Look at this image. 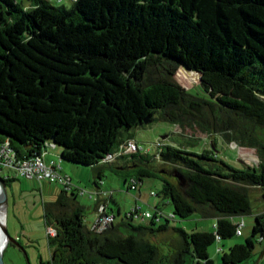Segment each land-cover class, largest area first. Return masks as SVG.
<instances>
[{
    "label": "trees",
    "instance_id": "trees-1",
    "mask_svg": "<svg viewBox=\"0 0 264 264\" xmlns=\"http://www.w3.org/2000/svg\"><path fill=\"white\" fill-rule=\"evenodd\" d=\"M180 66L188 79L199 72L203 88L181 85ZM146 115L195 120L204 132L257 147L258 160L234 166L214 149L162 138L155 153L140 152L130 129L150 122ZM263 129L264 0H0V140L20 157L53 143L62 158L94 168L95 186L103 164L136 166L127 188L142 175L161 179L151 217L121 213L112 194L105 200L112 220L100 229L85 222L76 190L62 186L44 203L55 233L47 234L51 258L39 264H213L208 246L217 234H237L233 217L251 211L249 186L264 196ZM130 139L138 148L115 154ZM154 156L172 168L154 170ZM192 213L215 217L214 230L171 224ZM169 228L179 238L161 240H169L164 251L154 237ZM256 241L264 244V210L222 262L246 260Z\"/></svg>",
    "mask_w": 264,
    "mask_h": 264
},
{
    "label": "rangeland",
    "instance_id": "rangeland-1",
    "mask_svg": "<svg viewBox=\"0 0 264 264\" xmlns=\"http://www.w3.org/2000/svg\"><path fill=\"white\" fill-rule=\"evenodd\" d=\"M55 3H64L69 5L72 0H54ZM187 71H195L186 69ZM198 73V72H197ZM175 79L185 88L198 87L202 89L200 75L195 74L194 79H188L183 75L182 66L178 67ZM208 113H203L206 119ZM196 118V117H195ZM183 125L164 120L162 118H155L143 125H138L130 129L132 138L141 146L140 152L155 153L157 145L155 142L162 138L165 142L178 143L187 140L195 142L189 144L191 149L201 150L202 148L214 149L220 157L234 166H242L245 164H252L258 160L259 153L257 147L243 145L241 142L229 139L230 135L220 131L207 133L202 131L199 124L188 118L184 120ZM246 131L253 132V129L247 128ZM264 131V129H263ZM127 132V130H124ZM253 134H260L257 128ZM187 145V143H185ZM59 159V156H57ZM62 171L69 174L72 179L71 182L77 186L85 188H93L92 180L95 176V170L90 165L73 163L65 158L61 160ZM150 167L161 173L169 170L172 166L168 163H163L157 156H154L150 161ZM0 174L5 176L9 174L12 176L14 171L8 168L0 169ZM138 177L136 166L126 167H111L110 164H103L102 178L104 187H111L113 193L118 199L121 212L129 211V208L136 204L142 208H152L154 202L159 201L160 197L150 194L149 190L158 191L161 185V179L154 172L152 175H142V180L139 181L138 188H127L130 177ZM173 181L176 179L170 176ZM37 178H29L25 176L13 175L6 181V205H5V226L8 235L12 238L9 240L7 246L3 248L2 257L4 264H39L40 259H50V247L47 241V225L45 224L44 203L51 201L59 192L58 184L52 181L47 184L45 181L41 183ZM249 196L251 211L243 215H236L233 217L234 221L244 219L241 234H233L229 237L215 239L207 248L209 257L213 259V264H264V244L256 241L253 252L246 260L236 263L222 262V251H227L230 246L235 243L243 242L245 236L250 233L251 226L254 221V214L257 210H264V196L258 186H249ZM77 200L86 205L84 209V219L86 223L95 216V200L88 197V194L77 195ZM164 210L171 208L169 203L161 205ZM215 217H202L198 213H192L186 219L175 218L171 222L174 226H181L186 230L193 227L202 228L208 231H213V224ZM14 235H13V234ZM18 233L19 238L15 236ZM179 238L174 229H168L160 232L154 237L161 243L162 249L166 251L169 244L165 243L169 240L161 241L163 239ZM219 249H223L218 251ZM110 264H115L114 258L109 260ZM186 264H200L195 261H188Z\"/></svg>",
    "mask_w": 264,
    "mask_h": 264
},
{
    "label": "built area",
    "instance_id": "built-area-1",
    "mask_svg": "<svg viewBox=\"0 0 264 264\" xmlns=\"http://www.w3.org/2000/svg\"><path fill=\"white\" fill-rule=\"evenodd\" d=\"M161 141L158 139L155 142V145H160ZM53 143H50V146H53ZM138 148L137 143L130 139L121 145L120 149L115 154H123L131 151H135ZM46 150H43L41 153L20 157L17 156L12 145L8 140H0V169L8 168L14 171V174L19 176H25L29 178H37L38 180H47L55 181L61 186L65 187L67 190L75 189L77 194L84 195L88 194V197H92L95 200V216L91 219V227H96L98 229L102 228L106 223L112 220L113 214L110 212L105 205V200L108 196L113 194V189L104 187L101 184L93 188H85L77 186L71 182L70 176L62 173L60 171V164L58 161L51 159L46 160L44 158V153ZM113 154L109 153L105 158L111 159ZM1 175V174H0ZM9 175V174H7ZM6 176V175H5ZM4 176V177H5ZM139 182L131 178L129 181V188H138ZM150 194H155V190L150 189ZM127 215H131L134 218H149L152 216L151 208H142L139 205H132L129 208V211H124ZM173 213H170L172 216ZM244 225V219L241 218L237 223L236 233H242V227ZM47 234H54L55 228L52 225H47L46 228ZM219 239V235H216Z\"/></svg>",
    "mask_w": 264,
    "mask_h": 264
},
{
    "label": "crops",
    "instance_id": "crops-1",
    "mask_svg": "<svg viewBox=\"0 0 264 264\" xmlns=\"http://www.w3.org/2000/svg\"><path fill=\"white\" fill-rule=\"evenodd\" d=\"M59 152H60V150L58 149V148H53V147H48L47 148V150L45 151V153H44V158L48 161V160H51V159H54V160H56V161H58L59 162V164H60V171L62 172V173H64V174H66V175H68V176H70L69 174H67L65 171H62V164H61V161L57 158V156H59ZM118 164H120L121 162H122V159H119L118 161ZM13 175L14 174H12V177H13ZM94 178H96V177H94ZM70 179H72V177L70 176ZM97 180H98V176H97V178H96ZM47 182V184H50L51 182L50 181H47V180H42V181H39L40 183H41V186H43L42 184L44 183V182ZM61 185L60 184H58V190H60L61 189ZM92 187H95V184L94 183H92ZM57 194H58V192H57ZM57 194L55 195V198H56V196H57ZM54 198V199H55ZM113 198H114V202H115V204H113V206L114 207H116V208H118L119 210H120V212H121V208H120V205H119V202H118V199L116 198V196L114 195V193H113ZM53 199V200H54ZM80 202V201H79ZM84 204V203H83ZM85 205V204H84ZM85 207H86V205H85ZM124 212V211H123ZM123 212H121V213H123ZM256 212H259V210H257ZM255 212V213H256ZM91 221V220H90ZM46 224V223H45ZM47 225V224H46ZM13 234V233H12ZM14 235V234H13ZM17 239H20L19 238V235H18V233L16 234V236H15ZM261 243V242H260ZM50 253H51V249H50Z\"/></svg>",
    "mask_w": 264,
    "mask_h": 264
},
{
    "label": "water",
    "instance_id": "water-1",
    "mask_svg": "<svg viewBox=\"0 0 264 264\" xmlns=\"http://www.w3.org/2000/svg\"><path fill=\"white\" fill-rule=\"evenodd\" d=\"M184 67L186 69H189L186 66H184ZM190 70H192V69H190ZM199 75H200V73H199ZM144 121H150V118L148 117V115H146L144 117ZM61 159H62V157L59 155V160H61ZM5 185H6V182L4 181V176L0 175V192L3 195V201L2 202L4 204V207L6 205V187H5ZM1 229H2L3 233L6 235L4 243L2 244V246H0V264H4L3 257H2V251H3V248L7 245L8 241L12 240V238L8 235L5 224L1 225Z\"/></svg>",
    "mask_w": 264,
    "mask_h": 264
},
{
    "label": "bare ground",
    "instance_id": "bare-ground-1",
    "mask_svg": "<svg viewBox=\"0 0 264 264\" xmlns=\"http://www.w3.org/2000/svg\"><path fill=\"white\" fill-rule=\"evenodd\" d=\"M2 201H3V195L0 192V246H2L6 238V235L3 233L1 229V225L4 224L5 222V207Z\"/></svg>",
    "mask_w": 264,
    "mask_h": 264
}]
</instances>
